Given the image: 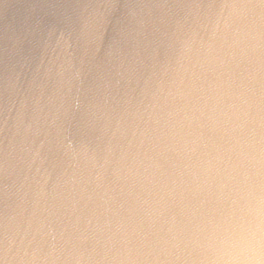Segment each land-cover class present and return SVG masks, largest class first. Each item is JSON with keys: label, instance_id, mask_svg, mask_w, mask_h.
Returning <instances> with one entry per match:
<instances>
[{"label": "water", "instance_id": "water-1", "mask_svg": "<svg viewBox=\"0 0 264 264\" xmlns=\"http://www.w3.org/2000/svg\"><path fill=\"white\" fill-rule=\"evenodd\" d=\"M41 2L0 0V44ZM83 2L198 23L121 89L103 134L68 156L45 143L52 90L8 111L0 95V264H160L228 210L241 173L264 165L262 0Z\"/></svg>", "mask_w": 264, "mask_h": 264}, {"label": "clouds", "instance_id": "clouds-1", "mask_svg": "<svg viewBox=\"0 0 264 264\" xmlns=\"http://www.w3.org/2000/svg\"><path fill=\"white\" fill-rule=\"evenodd\" d=\"M231 17L221 13L216 26L223 19L227 27ZM197 23L159 11L128 17L115 4L101 11L83 0H42L0 44L5 110L18 100L22 108L39 104L52 90L55 103L50 97L43 121L45 143L53 156H68L78 140L103 134L105 109L121 89H131L133 77L138 82L162 51L186 44ZM57 50L60 63L54 72L51 54ZM156 259L160 264H264L260 160L240 174L224 214L197 226L181 253Z\"/></svg>", "mask_w": 264, "mask_h": 264}]
</instances>
